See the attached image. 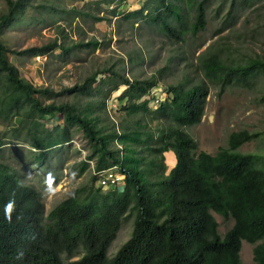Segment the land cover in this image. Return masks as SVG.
Returning <instances> with one entry per match:
<instances>
[{"label":"trees","instance_id":"1","mask_svg":"<svg viewBox=\"0 0 264 264\" xmlns=\"http://www.w3.org/2000/svg\"><path fill=\"white\" fill-rule=\"evenodd\" d=\"M5 1L8 9L0 14V32L24 2ZM185 1L195 3L188 27L195 34L204 25V2ZM248 1L252 0H242L241 5ZM144 2L126 16L159 25L169 36L187 30L180 4L184 0ZM56 49L65 53L70 47L54 39L36 49L15 51L0 38V118L3 123L14 118L11 138L29 145L23 168L46 167L48 154L71 140L69 129L74 127L89 151L79 162V174L87 170L89 160L94 174L46 212L42 191L33 181H26L16 165L0 161V264H242L243 240L254 245V263L264 264V151L239 149L258 134L235 130L228 134L227 146L216 152L200 149L185 130L200 123L205 113L207 89L199 81L164 86L160 104L149 107L160 89L155 76L129 79L105 70L109 75L99 78L100 72L94 71L82 83L56 92L24 79L8 59L9 52L42 54ZM223 53L211 43L197 55L203 76L219 83L221 90L249 86L264 73V58L235 60ZM118 82L126 86L118 96L125 104L118 107L120 119L115 122L106 114L105 99ZM62 93L90 99L84 104L78 99L42 100ZM41 120L53 122L48 127ZM5 136L6 132L0 135V149ZM168 152L175 157L170 169ZM112 166L123 173L122 185L99 186L96 172ZM213 213L232 220L223 234ZM128 220L129 237L109 254Z\"/></svg>","mask_w":264,"mask_h":264},{"label":"rangeland","instance_id":"2","mask_svg":"<svg viewBox=\"0 0 264 264\" xmlns=\"http://www.w3.org/2000/svg\"><path fill=\"white\" fill-rule=\"evenodd\" d=\"M144 1L24 0L19 14L1 30L0 38L15 51L36 49L52 43L54 39L69 46L65 53L59 49L42 54L8 53V59L17 67L20 76L33 85L56 92L82 83L94 71L100 72L98 77L103 78L109 75L105 70L116 71L129 79L155 76L160 88L158 95L164 86L170 84L202 82L207 89L204 116L200 123L185 128L198 142L199 148L214 153L219 147L227 146L230 132L245 129L258 135L239 149L244 152L264 151V73L249 86L230 85L221 90L219 83L203 76L197 58L198 53L211 43L235 60L264 58V0H252L243 5L242 0H233L232 7V0H203L204 25L195 34L188 29L195 15V3L184 0L180 4L188 22L187 32L175 31L174 36L160 30L159 25L126 16L142 7ZM7 9L6 1L0 0V14ZM95 41L96 46L92 44ZM125 88L119 83L105 99L106 114L115 122L120 119L118 107L125 104L118 98ZM76 99L84 104L90 98L63 93L42 98L45 102H72ZM151 105L148 104L149 107ZM13 120L7 119L3 123L0 118V135L7 133L2 138L5 143L0 149V161L16 165L26 181H33L32 184L42 191L48 212L68 192L88 182L94 174L92 160L88 161L89 167L83 174L78 170L79 162L89 152L86 141L81 131L73 127L69 129L71 140L55 153L48 154L51 160L46 167L36 169V164H29L23 168L28 161L29 145L20 137L11 138ZM51 122L46 121V125L50 127ZM56 122L61 124L62 120L58 117ZM165 157L170 169L175 157L171 152ZM59 158L63 163L55 161ZM57 177L59 179L53 184ZM213 214L218 222V232L223 234L232 225V220ZM131 228V220L121 226L108 248L109 254H113L129 237ZM253 246L242 241L239 251L242 264H255Z\"/></svg>","mask_w":264,"mask_h":264},{"label":"built area","instance_id":"3","mask_svg":"<svg viewBox=\"0 0 264 264\" xmlns=\"http://www.w3.org/2000/svg\"><path fill=\"white\" fill-rule=\"evenodd\" d=\"M156 89L152 90V95H154V92ZM156 96H154V99L152 101V105L156 106L160 104L162 101V96L157 95V92H155ZM97 174V184L102 187H114L121 185V182L124 180L123 173L116 167H108L106 169L100 170L96 172Z\"/></svg>","mask_w":264,"mask_h":264}]
</instances>
